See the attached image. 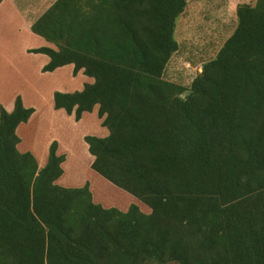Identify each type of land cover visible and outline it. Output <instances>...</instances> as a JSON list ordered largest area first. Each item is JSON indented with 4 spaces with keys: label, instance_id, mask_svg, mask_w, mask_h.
Here are the masks:
<instances>
[{
    "label": "trees",
    "instance_id": "1",
    "mask_svg": "<svg viewBox=\"0 0 264 264\" xmlns=\"http://www.w3.org/2000/svg\"><path fill=\"white\" fill-rule=\"evenodd\" d=\"M4 0H0V5ZM187 0H57L31 26L56 47L43 72L73 65L94 82L56 92L81 120L91 168L150 209L67 188L54 141L44 167L18 149L35 113L0 108V264H264V0L237 7L235 31L191 86L165 78Z\"/></svg>",
    "mask_w": 264,
    "mask_h": 264
},
{
    "label": "rangeland",
    "instance_id": "2",
    "mask_svg": "<svg viewBox=\"0 0 264 264\" xmlns=\"http://www.w3.org/2000/svg\"><path fill=\"white\" fill-rule=\"evenodd\" d=\"M56 1L7 0L5 6L0 10V102L7 99L8 93H16L22 88L27 89L29 87L30 89L25 94L27 104L39 109V114L36 115V119L31 125L33 126V133L37 131L36 123L38 126L41 123L40 117L46 118L44 116L49 112L52 103L45 100L49 95L48 93L42 96V100H38L34 94L36 85L44 82L40 78L39 71L45 55L28 54L24 51L26 48L49 47L56 49V47L35 35L28 24H33ZM255 1L187 0V9L179 19L176 30L179 50L169 63L165 78L189 88L194 79L202 72L204 63L217 56L222 46L235 31L237 7L241 4H254ZM71 69L63 70L65 72L47 79L49 84L53 85L52 89L57 88L59 89L58 92L62 93H74L81 91L84 85L94 82L92 78L83 73L74 77ZM27 83H29L28 86ZM1 107L4 108V106ZM56 113L60 114H57L55 121L59 119V125L71 135L75 128L70 126L69 121H63L61 112L56 111ZM88 117L90 118V129L89 125L85 129H89L91 136L105 138L109 135L107 128L102 126L97 107ZM34 139L29 133L28 140ZM85 144L83 139L76 145H71L70 142L69 146L65 147L66 150L62 151L67 155V161L63 164V176L64 178L66 176L70 183H67L66 187L81 188L89 183L95 203L105 208H116L123 212H126L130 206L136 205L144 214H150L151 209L146 204L115 186L91 168L93 157ZM38 164L41 168L44 163L38 162ZM63 176L58 182L61 186H63V182H61L64 179Z\"/></svg>",
    "mask_w": 264,
    "mask_h": 264
},
{
    "label": "crops",
    "instance_id": "3",
    "mask_svg": "<svg viewBox=\"0 0 264 264\" xmlns=\"http://www.w3.org/2000/svg\"><path fill=\"white\" fill-rule=\"evenodd\" d=\"M6 1L7 0H4L1 3L0 10L3 6H5ZM28 25H29L28 27L31 29L32 24L29 23ZM29 50H32V49L26 48L24 53L31 54V53H29ZM49 61H50L49 57L47 55H45L43 57V62L40 66V71H39L40 78L42 79V81L44 80V82H40L39 84L36 85V91L34 94L36 95L38 100H42V96H45V94L48 93L49 95L47 96V98H45V100L51 101L52 105H50L51 107H50L49 112H47L46 116H44L46 118L42 119L43 117H40L39 121L41 123L39 124V126H38V123H36V127H37L36 133L32 132L33 126H31V125L33 123V120L36 119V115L39 114V109L35 106H31V105L27 104L25 94L30 89L29 87H27V89L22 88L20 91H18L16 93H12V94L8 93L7 99H3L0 102V105L4 106V108L8 112H12L14 109V106H15V100L18 97V95H20L22 97V100H23L25 107L26 108H33L35 110V113L30 118V120L27 123L21 124L17 130L18 131L17 133H18L19 138H20V144H19L18 148L21 152L32 153L36 157V159L39 163H44L42 167H44L45 164L47 163L48 156H49V149H50L51 144L54 141H57L59 144L58 154L64 155L66 157V161H67V155L62 152V151L66 150L65 147L69 146L68 144L70 142H71V145H73V144L76 145V143L81 142V139H83L85 142V137L91 136V133L89 132L90 118L88 117V115L91 113H84L81 120L77 122L75 120L74 115L70 116L64 110H55V108H54V94L56 92H58L59 89H57V88L52 89L53 85L52 84L50 85L48 80H47V79L53 78V76H58V74L65 72L63 70H66V69L68 70V68H72L71 72L73 73L74 66L68 65V66L59 68V69L55 70L54 72L44 73L43 68H44V66H46L49 63ZM80 73H83V72H80ZM28 85H29V83H27V86ZM56 111L61 112L63 121H65V122H66V120L69 121L70 126L75 128L74 131H72L71 135H69L67 133V130H64V128L59 125L60 124L59 119H58V121H55V117L57 116V114H60V113H56ZM87 125H89V129H87V128L85 129V127ZM20 132L22 133L21 135H20ZM29 133H30V135L32 134V136L35 138L34 140H32V141L28 140V134ZM85 145H86V148L88 149L87 143ZM88 152H89V150H88ZM93 160H94V158H93ZM66 161H65V163H66ZM63 178H64V176H63ZM58 182H60V180ZM61 182H63V187H66L67 186L66 184L70 183L68 178H66V176L64 179L61 180ZM71 184H73V183H71ZM93 198H94V195H93Z\"/></svg>",
    "mask_w": 264,
    "mask_h": 264
}]
</instances>
